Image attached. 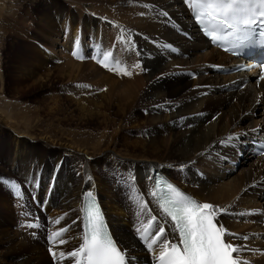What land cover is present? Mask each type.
<instances>
[{"label": "bare ground", "instance_id": "bare-ground-1", "mask_svg": "<svg viewBox=\"0 0 264 264\" xmlns=\"http://www.w3.org/2000/svg\"><path fill=\"white\" fill-rule=\"evenodd\" d=\"M64 1L67 11L40 8L39 18L28 12L54 48L33 46L13 67L58 89L50 124L42 128L38 112L0 99V140L7 145L0 150V264H75L78 257L62 258L83 243L88 193L101 203L126 263L152 264L160 250L147 247L155 228L177 238L153 195L156 171L219 209L214 221L240 248V264H264V156L250 150V139L264 135V81L218 73L236 61L197 33L189 0ZM21 12L13 14L15 25L26 26ZM57 123L59 131L49 130ZM177 171L194 185L176 181ZM9 179L23 201L28 196L40 206L37 217L34 207V214L20 209V200L12 207L13 193L3 187ZM14 210L23 211L20 226L12 225ZM145 216L156 219L139 237L132 228ZM40 217L51 234L66 229L59 241L32 236ZM31 221L38 228H29Z\"/></svg>", "mask_w": 264, "mask_h": 264}, {"label": "snow or ice", "instance_id": "snow-or-ice-1", "mask_svg": "<svg viewBox=\"0 0 264 264\" xmlns=\"http://www.w3.org/2000/svg\"><path fill=\"white\" fill-rule=\"evenodd\" d=\"M190 6L197 21L204 23L206 19L208 23L214 22L211 31H208L205 25L207 34L214 41L223 39L221 34H226L243 43L250 39L257 29L260 35L264 36V0H194ZM73 55L77 53L74 52ZM110 56L111 53L105 54L103 60L108 61ZM104 66L107 67L106 64ZM260 78L264 79V76ZM8 183L12 188H17L15 182ZM167 188L171 195L164 198L161 207L174 222L177 238L169 240L162 226L156 227L150 234L152 238L147 247L153 250V245L158 244L159 264H240L237 256H234L240 248L226 242V230L222 225L217 226L214 223L215 211L219 209L208 203L196 202L171 184L167 185ZM87 195L91 197V193ZM151 219L155 221L156 217ZM56 222L59 223V220ZM88 223L91 225L90 233L86 225L83 243L77 250L67 254L79 258L75 264H125V255L112 237L104 231L98 209H88ZM63 231L66 229L52 233L49 240L53 241L54 237L61 236ZM142 239L147 240V236H142ZM60 243L64 241L61 240ZM49 252L55 259L56 253L52 248H49ZM60 255L63 257L65 253L61 252Z\"/></svg>", "mask_w": 264, "mask_h": 264}, {"label": "rangeland", "instance_id": "rangeland-1", "mask_svg": "<svg viewBox=\"0 0 264 264\" xmlns=\"http://www.w3.org/2000/svg\"><path fill=\"white\" fill-rule=\"evenodd\" d=\"M33 1H35V3ZM0 4L2 5V6H0V50H1L0 51V55H1L0 58L2 59L0 61V77H1L0 78V80H1V82H0L1 83L0 84V89H1L0 90V93H1L0 99L20 103L22 107L27 109V111L29 110V112H31V113H35V111H36V114H37V112H38V114H40V118L42 117V122L46 121V123H43L41 125V127L42 128L44 126L47 127V124H50V122H51L49 120L50 118L48 117V114L53 112V110L51 109L53 104H51V103H53V102H55V100H57L58 94H59L58 89H56V88L55 89H52V88L49 89V87H48V89H47V87L43 88L42 85L45 82L34 83L32 81H28L24 78V76L22 74L14 71L13 67L18 65L19 61L21 60V58L23 57L25 52H27L29 50L30 51L33 50L34 47H35L34 49L38 50V52L42 51L44 48L45 49H47V48L53 49L54 48V47H52L51 44H49V43L46 44L43 33H42L41 26H38L37 22L35 24H33L35 21L33 18H30V14L28 15V12L31 10V12H32L31 15L34 17L36 16L35 18H39L38 15L40 12V8H41V10H44V11H46V9L48 10V8L52 11H55V10L67 11L70 9V6L64 0H50V1L49 0L48 1H46V0H0ZM19 8H20V12L22 11L20 16L21 17L23 16L24 19L30 20L29 22H26V26L28 25L27 27H30L31 23L33 22L31 27H30V29H33V30L29 29V32H28L29 39H28V37H26L29 40L28 42H24L25 40H27L23 36L24 33H27L26 29H25L26 26L24 25V22L21 21V23H19L18 25H15L16 23L13 19V14L15 15L17 10L19 13ZM37 8H38V10H37ZM32 19H33V21L31 22ZM32 26H34V27H32ZM36 27H38V28H36ZM16 28L19 30H17ZM39 29H41V30L38 31ZM20 34H21V36H20ZM15 35L16 36L18 35V36L16 37ZM29 35H31V36H29ZM19 39H21V40H19ZM23 39H25V40H23ZM16 40H17V43H16ZM24 43H26V44H24ZM28 43L31 47L29 45H27ZM38 44H40L39 46L41 48L38 46ZM3 49H5L6 51L5 50L3 51ZM60 49H61V47H58V49H56V50L59 52ZM69 54L71 56L72 52ZM111 63H112V61H111ZM54 65H55V63H54ZM208 65L210 66V64L207 63V65H206L207 68H209ZM1 66H2V68H1ZM59 67H60V65H59ZM3 90H4V93H2ZM48 128H49V130H55L56 132L59 131L58 123L54 127H48ZM5 146H7V145L5 143L3 144V142H1V140H0V150L5 148ZM9 169L10 168H8V170ZM175 176L177 177V179H175V180L182 183V184L184 183V181L186 179L188 184L194 185V183L190 181L191 179L188 177V173H180V171H177L175 173ZM9 181L13 182V181H15V179H9ZM16 182H15V184L18 185ZM3 187H4V190L13 193V196L11 197V199L13 201L12 207H14L15 203L18 200H20L21 202H24L22 207H20V209H24L25 211H27L31 214H34L33 212L29 211L31 208L34 207V209L37 210V213L34 214L35 217H37L39 212L41 213L40 206L34 204L35 201L33 200V198L27 196L26 200L23 201L22 193L19 191L18 188L14 189L10 185L7 186V184H5V186H3ZM22 212L23 211L19 212V210H14V212L11 213V217L13 220L12 225L20 226L19 221H20ZM43 216L48 219L47 215H43ZM150 220H151V218H149L147 216L139 218L138 223L135 225V227L132 228L134 233L140 237L142 231L144 230L146 225L150 222ZM42 222H43V219L41 218V221H40L41 226L39 227L38 230H35L36 232L31 233V234L35 238L41 237L43 242L46 241L47 244L50 245L51 241L49 240V235L51 234V228L53 226L50 227L49 225H44V224H42ZM229 235H231V233H229ZM59 239H60V236L55 238L56 241H59ZM71 259H72V257L70 255H68V256H65L62 258V262L68 263L69 261H71ZM52 262H53V264H56L54 260H52Z\"/></svg>", "mask_w": 264, "mask_h": 264}]
</instances>
